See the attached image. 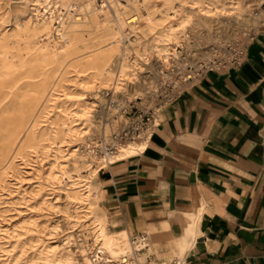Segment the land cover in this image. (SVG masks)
I'll return each mask as SVG.
<instances>
[{"label":"rangeland","instance_id":"1","mask_svg":"<svg viewBox=\"0 0 264 264\" xmlns=\"http://www.w3.org/2000/svg\"><path fill=\"white\" fill-rule=\"evenodd\" d=\"M261 4L0 0V264H88L97 214L122 247L124 229L108 227L92 195V182L107 165L98 144L134 111L158 106L179 72L203 61L195 53L234 38L239 43L214 51L212 61L243 49L260 29ZM206 10L209 21L201 18ZM167 24L175 40L160 38ZM217 28L221 38L190 39L192 49L175 43L186 30ZM166 45L169 69L158 56ZM161 71L172 73L162 79Z\"/></svg>","mask_w":264,"mask_h":264},{"label":"crops","instance_id":"2","mask_svg":"<svg viewBox=\"0 0 264 264\" xmlns=\"http://www.w3.org/2000/svg\"><path fill=\"white\" fill-rule=\"evenodd\" d=\"M261 26L239 64L206 72L162 105L144 149L92 182L108 227L144 236L155 264H264Z\"/></svg>","mask_w":264,"mask_h":264},{"label":"bare ground","instance_id":"3","mask_svg":"<svg viewBox=\"0 0 264 264\" xmlns=\"http://www.w3.org/2000/svg\"><path fill=\"white\" fill-rule=\"evenodd\" d=\"M57 1V0H56ZM55 3V2H53ZM195 3V2H194ZM222 4V3H221ZM234 4V2H233ZM197 5V4H196ZM213 5V4H212ZM235 5V4H234ZM201 6V5H200ZM219 6V5H218ZM221 6V5H220ZM203 7V6H201ZM224 7V5H223ZM191 8H193L191 6ZM199 8V7H198ZM213 8V6H212ZM203 9V8H202ZM222 9V8H221ZM172 10V9H171ZM176 10V9H175ZM200 10V8H199ZM204 10V9H203ZM215 10V9H214ZM235 10H236V7H235ZM37 11V10H36ZM207 11V10H206ZM210 11V10H209ZM216 11V10H215ZM218 11V10H217ZM204 12V11H203ZM201 13V12H200ZM208 11L207 12H204V13H201L202 14V20L203 21H209L210 17L209 15H207ZM236 13V12H235ZM184 14V13H183ZM193 14V13H192ZM224 14V13H223ZM182 15V14H181ZM237 15V14H235ZM264 15V9L261 8L258 12H256V15L257 16L256 18L258 19V17L260 18L259 19V22L261 20V18L263 17ZM223 17H225L224 19L227 20V17L226 15H222ZM188 17H189V14H188ZM185 19V18H183ZM187 19V17H186ZM234 19L235 20H239L238 16H234ZM133 20V19H132ZM132 20H130L129 22H132ZM214 20V19H213ZM165 21V20H164ZM181 21V20H180ZM184 21V20H182ZM170 23V22H169ZM187 24V23H186ZM261 24V23H260ZM168 25V24H167ZM179 25V24H178ZM213 25V24H212ZM176 26V25H175ZM218 30L216 31H206V30H202V31H198L196 33H191L192 30H186V33L184 34V39L181 40V43L180 41L176 40L175 43H178L179 46H182L183 45L185 46V48L187 50L189 49H192L191 45L188 46V42L187 41H190V39H193V40H196L198 41L199 43H201L202 40H209L211 37H216L217 39L218 38H221V33L222 31L217 28ZM34 30V28H33ZM178 30V29H177ZM162 33H161V36L160 38L162 37L163 40H167V41H171V40H175V36H174V28L169 26L164 28L163 30H161ZM221 31V32H220ZM177 32V31H176ZM190 33H191V36H190ZM245 34H248V33H245ZM130 36V35H129ZM159 38V39H160ZM177 38V37H176ZM235 39V38H234ZM234 39H225L224 41H220V44L217 45L216 47L212 46L210 48L209 51H206V52H201V55L200 56H197V53H195V58H202V60L206 63H208L209 61H211L213 59V56H215V53H213L214 51H217L219 48H221L222 46L224 45H229V46H233L234 44H237L239 43V40H234ZM158 40V39H157ZM162 40V39H161ZM180 40V39H179ZM221 40V39H220ZM159 41V40H158ZM160 43V42H159ZM155 45V44H153ZM167 46V45H166ZM156 47V46H154ZM158 47V46H157ZM217 48V49H215ZM158 49V48H157ZM168 49H169V46L165 47L163 50V52H160L158 53V56H160L161 60H162V63L164 64V66H166V69H169L170 68V65H169V54H168ZM156 51V50H155ZM179 52H175L173 54L177 55ZM157 54V53H156ZM139 66V65H138ZM128 67V66H127ZM141 67V66H140ZM120 71V70H119ZM130 74L133 73L131 71H129ZM161 77L162 79L166 78V77H170L171 75V72L170 73H167L165 71H161ZM134 74V73H133ZM113 75V74H112ZM116 75V74H115ZM114 76V75H113ZM135 76V75H134ZM109 77V76H108ZM133 77V75H132ZM114 78V77H113ZM116 79V78H114ZM128 79V78H127ZM161 79V80H162ZM112 81V80H110ZM116 82V80H115ZM121 82V81H120ZM131 82V81H130ZM110 83V82H109ZM119 84V83H118ZM121 84V83H120ZM101 85V84H100ZM113 85V84H112ZM117 85V84H116ZM119 86V85H118ZM117 86V87H118ZM116 89V87H114ZM95 93V92H94ZM135 98V97H134ZM159 120V116L156 114V119H155V122H157ZM69 127V126H67ZM74 129V128H73ZM70 130V129H69ZM75 131V130H74ZM77 131V130H76ZM78 132V131H77ZM79 133V132H78ZM148 136L147 135H141V137L139 139H136V140H133V141H128L126 143H123L119 146V149L117 151L116 154L112 155V156H108L107 158L106 157H103V161H106V163L108 164L109 162H113L115 161L116 159H119L121 157H125L127 155H130V154H134V153H140L144 147H145V144H146V141H148ZM88 144V143H87ZM89 149V148H88ZM91 149V148H90ZM78 154V153H77ZM102 157V156H101ZM91 171V170H90ZM54 172V171H53ZM59 172V171H58ZM61 172V171H60ZM79 172V171H78ZM96 173V172H95ZM52 174V173H51ZM50 174V175H51ZM57 174V173H56ZM63 174V173H62ZM89 174V173H88ZM92 174V173H91ZM54 175V173L52 174ZM65 175V174H64ZM55 176V175H54ZM57 177V176H55ZM89 177V176H88ZM92 177V176H91ZM90 177V178H91ZM53 178V177H52ZM58 178V177H57ZM55 178V179H57ZM64 178V177H63ZM62 178V179H63ZM54 179V180H55ZM60 183V182H59ZM76 184V183H75ZM86 188V187H85ZM75 191V190H74ZM82 192V191H81ZM77 193V192H76ZM79 194V193H78ZM92 195L94 196L95 198V195L96 193L94 191H92ZM85 196V195H84ZM86 199V198H85ZM88 205V204H87ZM92 231V230H91ZM93 236H94V242H95V251L93 252H90L89 256H90V259L87 261L88 264H155L153 262L152 259H150V256H151V248L149 247L148 243H147V240L145 239L144 236L142 235H139L137 237H131L128 235L127 231L124 229L122 231H119L118 232V236H120L121 240H126L127 242L125 243V245H122L121 246H118V245H115L113 242H112V239H111V236L108 235L104 229H103V226L100 222L99 219H96V222H95V226H94V229H93ZM141 249H144V250H141ZM73 260V259H72ZM166 264H186L183 260L175 257L173 258L170 262L166 263Z\"/></svg>","mask_w":264,"mask_h":264},{"label":"built area","instance_id":"4","mask_svg":"<svg viewBox=\"0 0 264 264\" xmlns=\"http://www.w3.org/2000/svg\"><path fill=\"white\" fill-rule=\"evenodd\" d=\"M261 5H263L264 9V4ZM260 23L262 26L264 25V15L261 18ZM252 38L253 35L250 39ZM234 51L235 53L231 57H226L218 62L215 60H211L208 63L204 61H190L188 64L189 68L187 69V67H184V71H180L179 76L171 81L172 83L169 88H166L163 91L158 106H155V108L147 107L146 109H141L140 111H134L127 117V121L125 123L118 126L107 139H103L102 143L98 144L97 148L100 149V156L107 158L108 156L116 154L121 144L139 139L141 135H147L149 137L156 125L155 119L158 109L162 105L174 100L185 87L199 80L206 72L239 64L244 58V48H235ZM171 70L173 72L175 69ZM125 112L126 111L123 113Z\"/></svg>","mask_w":264,"mask_h":264}]
</instances>
